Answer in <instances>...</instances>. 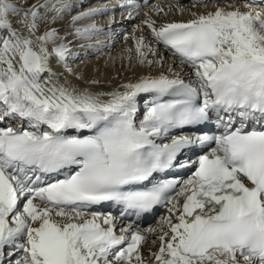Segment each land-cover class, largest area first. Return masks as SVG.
I'll return each instance as SVG.
<instances>
[{"label":"snow or ice","instance_id":"obj_1","mask_svg":"<svg viewBox=\"0 0 264 264\" xmlns=\"http://www.w3.org/2000/svg\"><path fill=\"white\" fill-rule=\"evenodd\" d=\"M75 7L0 0V264H146L147 237L117 223L161 206L150 264H264V11L146 19L159 47L137 38L138 63L162 68L166 51L187 80L161 72L109 91L80 85L70 61L115 9L101 0L54 27Z\"/></svg>","mask_w":264,"mask_h":264},{"label":"bare ground","instance_id":"obj_2","mask_svg":"<svg viewBox=\"0 0 264 264\" xmlns=\"http://www.w3.org/2000/svg\"><path fill=\"white\" fill-rule=\"evenodd\" d=\"M254 1H258V4H250L249 2H242V0H194V2H191L190 0H181L170 7V3H172L171 0H164L160 3V8L163 9V11H159L157 16L155 15V11L152 8H149L148 10L144 9L139 16L134 15L133 19H128L127 13H122V16H111L113 13L109 12L108 15H105L102 18L97 17L94 21H98L96 23L97 26L103 30L104 34H108L115 43L111 48L106 49L104 53L99 52L101 48H104V42H102L105 38L104 34L97 36L93 40L77 43L86 54V57L84 56L85 59H83V62L80 64L76 63L72 68L77 74L83 77V80L80 81V85L90 84L92 81H98L100 89L109 91L119 87L122 83L136 82L142 76H156L161 72L166 75H170L171 72H176L181 74L182 78L187 80L190 74V69L186 68V66L181 64L178 59L166 51L161 50L160 53L164 60L162 68L159 63L151 67L147 65L141 66L138 63L135 52L137 38L144 37L146 42L150 43L153 48L159 47L152 40L150 30L145 26L144 21L150 18L155 21L156 27L159 28L161 25L167 23L187 22L193 18V13L206 14L207 12L215 11L217 7L224 8L225 10L239 9L241 12L264 11V7L259 6L263 4L264 0ZM260 1H262V3ZM100 2L101 0H75V12L68 15L66 19L61 23L54 25V27L58 29L69 28L72 16L77 15L80 11L87 10L90 5H96ZM81 3L84 4L83 9L80 8ZM103 3L109 9H113L115 6L120 5L114 4L113 0H103ZM129 11H132V9H129ZM145 13H147V16ZM94 21L92 22L94 23ZM137 22H139L140 25L138 24L133 27V24H136ZM127 24H131V26L127 27ZM105 30L107 31L105 32ZM118 30L122 31V35L117 34ZM128 30L131 31L127 32ZM65 34V32H61V35ZM95 41L97 44L94 43ZM94 45L99 46L95 47ZM129 50H131V52ZM149 59H152V57H149ZM53 67L57 72L62 71V69L55 64ZM143 107L144 104H141V108ZM16 123L15 127H19V121H16ZM12 126L14 127V125ZM25 126L27 127V125ZM156 219L157 217L149 219L152 221V224L148 228L156 229L154 233H148L146 231L148 228L142 230L135 219L131 223H128V225L131 224L134 229L139 228L142 231V234L147 237V242L142 246V251L143 253L145 252L144 256L146 264H150L149 252H157L160 245L158 237L161 234L160 229L164 219L157 223L154 222ZM126 222V219L118 220L117 227L119 228L122 225L125 227L126 225L124 224ZM153 240L156 242L153 243ZM151 264H154V262H151Z\"/></svg>","mask_w":264,"mask_h":264},{"label":"rangeland","instance_id":"obj_3","mask_svg":"<svg viewBox=\"0 0 264 264\" xmlns=\"http://www.w3.org/2000/svg\"><path fill=\"white\" fill-rule=\"evenodd\" d=\"M246 2H249L250 4H252V0H246ZM255 3H257V2H255ZM258 4V3H257ZM261 4V3H260ZM260 7H264V2H263V4L262 5H259ZM99 18H102V17H99ZM98 21H94V23H97ZM66 26V25H65ZM105 38H104V40H102V42H104V45H105V48H106V46H107V44H109L108 45V47L107 48H109V47H111V46H113L112 45V43L114 44L115 43V41H113V42H111V38L108 36V35H106L105 34V36H104ZM119 37H121V36H119ZM106 40H108V41H106ZM110 42H111V45H110ZM119 42V41H118ZM95 44H97V42L95 41L94 42ZM77 45L78 44H75L74 46H73V48L74 49H76V50H74V52H75V58L73 59V60H71L70 61V63H71V66H75V64L77 63V64H80L81 62H83V59H85V57H86V54L84 53V51H82V48L81 47H79V45H78V47L80 48H78L77 47ZM78 48V49H77ZM106 48V49H107ZM78 51V52H77ZM81 52V53H80ZM84 54V55H83ZM83 56V57H82ZM85 56V57H84ZM77 60V61H76ZM79 62V63H78ZM150 253L151 252H149V255H150ZM147 255V254H146Z\"/></svg>","mask_w":264,"mask_h":264}]
</instances>
